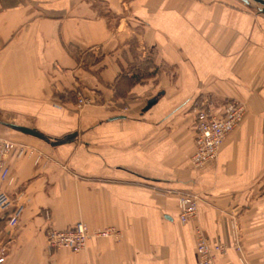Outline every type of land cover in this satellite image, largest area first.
Masks as SVG:
<instances>
[{
	"label": "crops",
	"instance_id": "0c3cea01",
	"mask_svg": "<svg viewBox=\"0 0 264 264\" xmlns=\"http://www.w3.org/2000/svg\"><path fill=\"white\" fill-rule=\"evenodd\" d=\"M245 5L0 0V136L26 149L9 154L10 178L0 180V192L25 203L17 226L16 204L0 211L6 264H197L199 227L228 246L217 263L264 264V12ZM140 22L146 33L131 34ZM140 45L162 65L155 80L137 81L130 68ZM76 86L92 98L82 108L69 95ZM160 89L158 104L141 112ZM204 94L248 108L219 159L193 168V104ZM187 190L201 197L199 216L182 222L178 195ZM81 219L121 235L94 237L77 253L50 247V227Z\"/></svg>",
	"mask_w": 264,
	"mask_h": 264
},
{
	"label": "built area",
	"instance_id": "2783aa9c",
	"mask_svg": "<svg viewBox=\"0 0 264 264\" xmlns=\"http://www.w3.org/2000/svg\"><path fill=\"white\" fill-rule=\"evenodd\" d=\"M87 99L81 98L80 105H84ZM245 105L243 102H238L232 105L225 112L224 116H219L216 113L199 111L196 128L198 129V151L195 153L194 161L197 165L206 164L218 157V152L225 144L226 136L233 132L237 127L238 122L244 116ZM16 142L10 138L0 137V180L7 181L10 176L11 167L6 163V158L9 154L16 150ZM19 149V155L25 152V147L22 145ZM14 196L8 192H0V211H6L15 205V210L12 212L10 225L17 226L20 223L22 212L25 210V203H15ZM182 207L181 220L186 222L188 219H195L199 216V201L198 197H182L180 200ZM120 231L113 226H107L103 229L90 228V226L82 219L71 227L66 229H57L52 226L47 233V242L50 247L57 249L70 247L73 252H81L86 249L89 242L94 237L113 239L118 238ZM200 239L197 246L199 255L198 264H218L217 252H226L224 244L212 245L207 238L199 235ZM237 249L242 250L239 245ZM10 247L6 243L0 242V264H6Z\"/></svg>",
	"mask_w": 264,
	"mask_h": 264
},
{
	"label": "rangeland",
	"instance_id": "374dc122",
	"mask_svg": "<svg viewBox=\"0 0 264 264\" xmlns=\"http://www.w3.org/2000/svg\"><path fill=\"white\" fill-rule=\"evenodd\" d=\"M130 1H133V0H130ZM134 1H136V0H134ZM234 1H237V0H234ZM262 5H263L262 3L260 4V3H257L255 1H253V0H248L247 5H245V6H247V8L248 7L251 8L252 10H254V11L257 12V11L260 10V8H261ZM129 13H131V11H129ZM145 30H147L146 27H145V25H143L140 22V25L139 26H136V29L135 30H132L133 32L132 33L130 32V33L131 34H140V33H144L145 34L146 33ZM140 43H141V40H140ZM135 44H136V41L133 40V42H131V47L133 48V50L136 51V49H134ZM138 49H139L140 58H138V60L136 61L135 65L133 67L132 66L130 67V68H132V72H134V75L137 77V81L142 82L143 78H146V79L147 78H151V81L152 80H155L156 78L159 77V75L162 72V69H161L162 68V65L160 66V64L155 60V56H156L155 55L156 54L155 51H153V49L147 48L146 46L145 47H142V45H140V48H138ZM154 93L155 92H153L151 94L152 95L151 98H149L148 100H146L144 102L145 104L143 105V109H142L141 112L147 111V110H144V108L146 106H148V101L150 99L155 98L157 95L161 94V96L158 98L157 103H156V104H158L159 99L161 97H163V95L165 94V92L163 90H161V89L159 91H157L156 94H154ZM69 95H72L76 99L75 100V104L77 106H79V108H82V107L88 105V103L91 102V99H92L91 96H89V95L86 96L79 86H76L73 91L69 92ZM82 97L85 98V99H87V101H86V103L84 105H80L79 104ZM238 102H243V104L245 105V108H244V112L245 113H244V116L238 122L237 127L235 128V130L233 132L229 133V135H231V134H233L239 128L240 122L242 120H244V118L246 117V114H247L246 111H247V108H248V104L243 99H240V98H238V99H236V98L229 99L228 97H226L223 101H220L219 102V101H217L215 99L214 96H212V94L211 95L210 94H204V96H200V97L197 98V100H195V102L193 104V111L195 112V114H197V118H198V112L201 111V110L202 111L209 112V113H211V112L213 113L214 112V113L218 114L219 116H224L226 110L228 108H230L232 105L237 104ZM156 104L151 109H153L156 106ZM62 105L63 104H58V103L56 104V106H58V107H61ZM129 109H130V107L129 108H124V112L129 111ZM151 109H149L148 111H150ZM197 118H196V123L194 124V128H195V131H196L195 141H197V137H198V129L196 128ZM229 135L226 136V139H227V137ZM3 138H6V137H3ZM225 143H226V141H225ZM224 146H225V144L223 145V147ZM223 147L221 148V150L223 149ZM198 148L199 147H198V141H197V149H196V151H194L191 154L192 155L191 156V160H192V163H193L192 164V167L193 168H200V167L205 168L208 164H211V163H213V161H216V160L219 159V156H220L219 153H220L221 150H219V152H218V154H219L218 157L213 158V160L207 162L206 164L197 165L195 163V161H194V157H195V153L198 151ZM185 196L186 197L187 196H189V197H195V196H197L198 197V201H200V199H201V197L199 195H197L196 193H193V192H191L189 190L180 192V194L178 195V197H179V205L178 206H179V210L181 211V213H182V207L180 206L181 205L180 204V200H181L182 197H185ZM181 213H180V218H181V215H182ZM197 218H195V219H197ZM190 219H192V218H190ZM190 219H188V220H190ZM195 219H192V220H195ZM182 222H184V221H182ZM236 226L238 227V223H236ZM198 231H199L198 232L199 239H200V236L199 235L202 233V235L207 238L208 242L211 243L209 237L206 236V234L203 232V229H201V227L198 228ZM120 235H121V232H120ZM119 236H118V238H119ZM198 242H199V240H198ZM217 244H219V243H217ZM221 244H223V243H221ZM224 245L226 246V249L228 251V246L226 244H224ZM236 245H239L242 250L237 249ZM234 248L237 249V251H239L240 253L244 252L243 243L239 239L236 240V242L234 244ZM196 251H197V247H196ZM218 252H221V251H218ZM226 252H224V253H226ZM197 253H198V251H197ZM198 259H199V255H198ZM198 259H197V264H198Z\"/></svg>",
	"mask_w": 264,
	"mask_h": 264
},
{
	"label": "water",
	"instance_id": "95a60500",
	"mask_svg": "<svg viewBox=\"0 0 264 264\" xmlns=\"http://www.w3.org/2000/svg\"><path fill=\"white\" fill-rule=\"evenodd\" d=\"M242 1L248 3V0H242ZM253 1L260 3V4L262 3L263 5L261 6L260 11L264 12V0H253ZM160 96H161V94L157 95L155 98L150 99L148 101V106H146L144 108V110L148 111L149 109H151L157 103V100ZM118 117L124 118V116L118 115L112 119H116ZM10 124L12 125L13 128L17 129L18 131H24L26 134H30V135H34V136L37 135L40 138L45 139V140H51L50 136H47L46 134L41 133L36 128L34 129V128L26 127L25 125H17V124H12V123H10ZM74 138H75V134H70L68 136L66 135L62 139H57L55 142H52V143L54 145H59V144H63L64 142H69V141L73 140Z\"/></svg>",
	"mask_w": 264,
	"mask_h": 264
}]
</instances>
